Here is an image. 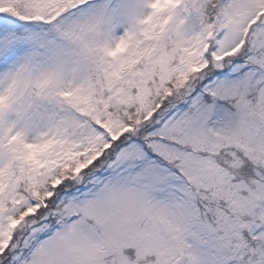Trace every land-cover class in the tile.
<instances>
[{"label": "snow or ice", "instance_id": "6c2138e0", "mask_svg": "<svg viewBox=\"0 0 264 264\" xmlns=\"http://www.w3.org/2000/svg\"><path fill=\"white\" fill-rule=\"evenodd\" d=\"M0 264H264V0H0Z\"/></svg>", "mask_w": 264, "mask_h": 264}]
</instances>
